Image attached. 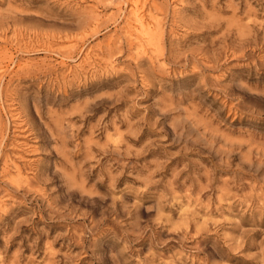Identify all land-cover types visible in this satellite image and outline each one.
Masks as SVG:
<instances>
[{"label": "rangeland", "instance_id": "rangeland-1", "mask_svg": "<svg viewBox=\"0 0 264 264\" xmlns=\"http://www.w3.org/2000/svg\"><path fill=\"white\" fill-rule=\"evenodd\" d=\"M0 264H264V0H0Z\"/></svg>", "mask_w": 264, "mask_h": 264}]
</instances>
